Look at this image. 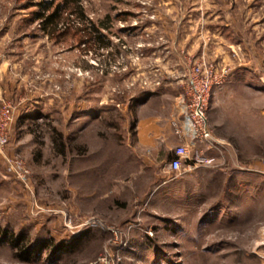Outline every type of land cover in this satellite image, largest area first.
Segmentation results:
<instances>
[{
	"label": "rangeland",
	"instance_id": "rangeland-1",
	"mask_svg": "<svg viewBox=\"0 0 264 264\" xmlns=\"http://www.w3.org/2000/svg\"><path fill=\"white\" fill-rule=\"evenodd\" d=\"M42 1L0 0V105L15 109L0 152V264H264V0H82L94 23L110 18L107 47L75 15L60 26L70 33L45 32ZM185 18L197 19L191 53L233 69L209 107L224 147L213 166L165 183L134 130L142 102L167 112L183 91L153 48ZM142 42L151 53L137 60Z\"/></svg>",
	"mask_w": 264,
	"mask_h": 264
},
{
	"label": "built area",
	"instance_id": "built-area-1",
	"mask_svg": "<svg viewBox=\"0 0 264 264\" xmlns=\"http://www.w3.org/2000/svg\"><path fill=\"white\" fill-rule=\"evenodd\" d=\"M146 30V27L143 28L142 33L149 36L151 32ZM156 42L159 47L163 46L162 38ZM146 45L143 42L138 44L135 59L140 60L146 56ZM179 58L182 70L176 74L171 73L184 82L183 91L174 100L178 117L173 120V127L178 140L172 157L166 158L162 164V171L166 174L165 183L198 168L211 167L223 155L224 145L215 138L211 128L209 107L214 90L221 87L233 72L229 66L219 65L185 50L179 52ZM155 84L160 86L162 82L158 80ZM14 119L13 106L10 103L0 105V152L10 143V128ZM8 160L15 174L18 173L20 177L27 176L28 170L21 160Z\"/></svg>",
	"mask_w": 264,
	"mask_h": 264
},
{
	"label": "crops",
	"instance_id": "crops-1",
	"mask_svg": "<svg viewBox=\"0 0 264 264\" xmlns=\"http://www.w3.org/2000/svg\"><path fill=\"white\" fill-rule=\"evenodd\" d=\"M160 2L171 7H195L198 5H204V0H199L197 2H187L185 0H160ZM174 19L175 18L172 20ZM196 20L197 19L195 18H185V21H183L185 22V27L179 33L175 32L170 27L169 29L164 27V32H159L157 35L158 39L162 38L164 43L161 47L153 48V53H158L160 55L164 54L166 56V58L163 59L161 66H169L168 71L171 73L176 74L182 70V62L179 57L176 58V54H178V52L185 50L191 53L196 50L197 45L194 43V36H191L193 34H190V28L192 29V24ZM228 25V23L221 24L222 31L217 32L220 38H224ZM153 26L155 33L157 29L155 28V26L157 27V21L156 23H153ZM146 28L148 29V27ZM144 50L145 52L146 50H150L149 53H151L150 46H146ZM180 81L181 80L178 79L173 82L180 83ZM150 99L151 98H148L142 102L137 108V122L134 130V144L136 145L135 152L139 155L138 157L143 160V163L146 164L147 161H149V166L153 164V166L158 168L160 167L162 169L163 161L166 158L172 157L173 148L178 140L177 136L174 134L173 127V120L178 117V112L176 111L175 104L173 102L170 104L167 112L155 109L150 111V101L152 100Z\"/></svg>",
	"mask_w": 264,
	"mask_h": 264
},
{
	"label": "trees",
	"instance_id": "trees-1",
	"mask_svg": "<svg viewBox=\"0 0 264 264\" xmlns=\"http://www.w3.org/2000/svg\"><path fill=\"white\" fill-rule=\"evenodd\" d=\"M40 5L43 9L48 10L47 13H38L37 17L41 20L42 29L45 32L58 36L65 35L66 33H70L72 28H66V30L59 32L62 24L69 23L71 15H75L79 17V20L83 23H90V31H88V27H85L86 34L90 35V38L93 37L97 42H99L102 47H107L111 44L110 39L107 34H105L104 29H108L109 25L106 23L110 20L107 18L106 21H102L101 24H96L92 20L86 17V13L84 7L82 5V0H50V2L45 0V3L42 1ZM70 25V24H69ZM79 33L78 31H75ZM62 33V34H61ZM79 40H82L83 34H78ZM134 127V126H133ZM55 130V129H54ZM56 137L54 136V140L59 141L56 144L58 148V152L60 154H64L67 149L66 141L63 140V135L56 132ZM83 148V147H81ZM45 246V244L43 245ZM23 248V247H22ZM27 254V252L25 251Z\"/></svg>",
	"mask_w": 264,
	"mask_h": 264
}]
</instances>
